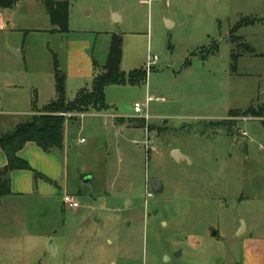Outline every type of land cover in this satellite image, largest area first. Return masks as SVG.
<instances>
[{
    "label": "rangeland",
    "instance_id": "1",
    "mask_svg": "<svg viewBox=\"0 0 264 264\" xmlns=\"http://www.w3.org/2000/svg\"><path fill=\"white\" fill-rule=\"evenodd\" d=\"M30 1L9 24L16 31L0 32V111L10 116L22 120L56 98L54 55L69 101L92 88L79 70L106 64L114 34L123 39L122 71L157 58L145 82L106 88L102 114L139 117L134 105L154 98L151 120L134 121L143 129L121 130L105 118L65 122L70 149L60 152L59 186L80 207L59 212L57 195L38 209L37 224L50 235L42 263L241 264L246 236L238 233L253 204L245 200L264 192V117L221 119L264 107L255 103L264 90V26L236 31L251 51L228 33L240 15L264 19V0H55L70 4L68 33L53 31L43 0L34 8ZM213 43L216 57L197 55ZM230 48L242 55L235 64ZM170 148L190 164L174 163ZM154 179L163 193L151 190Z\"/></svg>",
    "mask_w": 264,
    "mask_h": 264
},
{
    "label": "crops",
    "instance_id": "2",
    "mask_svg": "<svg viewBox=\"0 0 264 264\" xmlns=\"http://www.w3.org/2000/svg\"><path fill=\"white\" fill-rule=\"evenodd\" d=\"M22 2L23 0H20L19 3L11 9L0 8V21H4L8 24L7 29L0 32H9V30L11 31L12 29L16 31L14 26L12 28H9V24L11 22H14V20L16 19V12L20 9ZM39 2H41V0H31L29 2V5L31 6L30 8H34ZM247 17L248 19L246 21L242 22L240 20L236 25L230 28L228 33L229 37L230 31H233L235 28L238 32L241 28L249 24L259 23L260 25L264 26L263 18H258L255 14L247 15ZM113 18L114 21H118V14H115V12H113ZM243 18L246 17H244V15H240V19ZM252 18H255L256 21L247 24V22ZM167 24L169 26L173 25L169 21H167ZM240 37L248 40L246 36ZM230 46L233 47L232 42ZM230 50L232 53V48H230ZM216 56L217 55L210 56L209 58ZM258 56L263 58L264 53H259ZM170 62V64L173 63L172 60H170ZM103 67H101L100 65H92V67L88 66L85 69L79 70V72L81 73V75L79 76H84L87 78L91 77L93 79V84L95 77L98 76V70L102 71ZM260 94L262 95V98L257 99L256 102L254 100L252 102H255L257 104H264V90ZM1 100L2 98L0 97V101ZM37 114L39 113H37V111H34L27 114V117L21 120L0 111V134H5L14 130L17 125L28 121L30 118ZM85 114L86 117L83 119L84 121L81 119H77L81 121V124H83L87 119L105 118L114 119L112 126L117 127L121 130L125 129L134 131V129L141 130L144 128L143 124L141 123L134 124V121L140 120L139 117L125 118L120 116L119 113L102 114V112L96 111H90ZM230 116L231 115H228L226 118L221 120L229 119ZM263 121L264 120H262V123ZM213 136H216V134ZM82 140L85 139L82 138L79 141V144H84L81 143ZM241 144H244L242 151L246 152V143L240 142L239 148ZM67 148L70 149V146H68V144L64 141V147L62 150H55L50 153H45L35 143L29 142L19 152L18 156L20 158L28 161L34 170H38L42 175L46 176L54 183L50 184L49 182L43 180L36 181L34 179L33 173L30 171H14L10 173L9 179L11 193L7 196L0 197V264H43V258L46 257L45 250L47 247V240L49 239L50 235L47 230L44 231L41 226H38L35 218L37 217L38 209L40 210L41 207L50 206L51 203L45 200L58 198L57 195L61 197V200L60 202H58V206L55 205V208L62 213L63 211L69 210L63 204V197L65 192L63 193V191L61 190L62 188L61 186H59L58 179L61 171L65 170V164H63V159L61 158L60 152L63 153ZM169 151L171 152V155L173 152L178 151L181 154L180 156H183L179 157L180 162H176L171 157L174 163L180 164L182 162H189L190 164L189 158L184 155L180 149L170 148ZM121 152V147L118 146L116 148V153L119 157H122ZM7 164V157L4 151L0 149V169H4ZM2 179H4V177H2ZM148 194L151 193L148 192ZM245 201L252 202L253 204L248 211V225L245 228V233L243 235L246 237L242 243L241 264H264V192L259 195L247 197Z\"/></svg>",
    "mask_w": 264,
    "mask_h": 264
},
{
    "label": "trees",
    "instance_id": "3",
    "mask_svg": "<svg viewBox=\"0 0 264 264\" xmlns=\"http://www.w3.org/2000/svg\"><path fill=\"white\" fill-rule=\"evenodd\" d=\"M20 0H0V8H14ZM52 26L53 31L59 33L69 32V13L70 4L68 1L57 2L55 0H43ZM256 21L252 18L248 23ZM237 29L232 31V37L239 47L249 48L245 39L236 36ZM219 52V44L213 43L209 48L198 51V56L203 60L214 56ZM255 54V53H254ZM123 56V39L121 35L114 34L108 52L106 64L102 69L101 75L95 77L92 88L80 89L76 98L69 101L66 98V74L60 69L58 59L54 55V79L56 98L37 111V115L28 121L17 125L14 130L0 134V149L7 157L8 164L4 169H0V197L7 196L10 190V173L14 171H30L34 179L45 180L53 183L46 176L33 169L30 163L18 156L19 152L29 142L35 143L43 152L60 151L64 147L65 122L67 119L61 116L62 113H87L90 111L103 112L109 109L106 103V88L110 85L129 84L139 85L147 80L146 69H135L126 73L121 70ZM242 55L232 51L231 60L235 64ZM241 114L244 117L261 118L264 117V107L250 106L246 111H233V114ZM77 120V119H73ZM264 124V122H263ZM4 177V179H2Z\"/></svg>",
    "mask_w": 264,
    "mask_h": 264
},
{
    "label": "built area",
    "instance_id": "4",
    "mask_svg": "<svg viewBox=\"0 0 264 264\" xmlns=\"http://www.w3.org/2000/svg\"><path fill=\"white\" fill-rule=\"evenodd\" d=\"M7 23L4 21H0V31L7 29ZM157 58L154 57L153 59L149 58L146 71L149 73L152 71L153 66L156 64ZM153 97L149 96L146 100L145 104L136 103L134 105V111L139 114V118L146 121L147 123L150 121V116L148 114V104L153 101ZM61 116H64L67 120L73 119H81L83 120L86 117L85 113H62ZM243 137H247L246 133L242 132ZM85 140H82L81 143H84ZM149 150L150 148L147 147ZM148 196H152V194H148ZM63 204L67 209L76 210L79 209L80 205L76 199V197L71 195H64L63 197Z\"/></svg>",
    "mask_w": 264,
    "mask_h": 264
},
{
    "label": "water",
    "instance_id": "5",
    "mask_svg": "<svg viewBox=\"0 0 264 264\" xmlns=\"http://www.w3.org/2000/svg\"><path fill=\"white\" fill-rule=\"evenodd\" d=\"M247 19H248V17L243 18L241 21L244 22V21H246ZM169 56H170V54H169ZM167 62H168V64L171 63V62H170V58H169V60H168ZM99 73H100V71L98 70V74H99ZM243 145H244V144H241V146H240V149H241V150H243V147H244ZM180 155H181V154H180L178 151H175V152L172 153L171 157H172L176 162H180V158H179V157H183V156H180ZM84 182H85V183H91V182H93V179H92V178H88V179H86ZM150 188H151V190L153 191V193H155V194H161V193H163V191H164V186H163L162 181L157 180V179H154V180H152V181L150 182ZM242 224H243V225H242V228L240 229V231H239V233H238V236H239V237L243 236L244 233H245V225H244V222H243Z\"/></svg>",
    "mask_w": 264,
    "mask_h": 264
}]
</instances>
